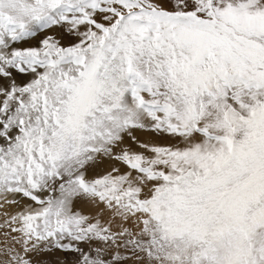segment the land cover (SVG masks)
Instances as JSON below:
<instances>
[{"label":"snow or ice","instance_id":"6c2138e0","mask_svg":"<svg viewBox=\"0 0 264 264\" xmlns=\"http://www.w3.org/2000/svg\"><path fill=\"white\" fill-rule=\"evenodd\" d=\"M0 264H264V0H0Z\"/></svg>","mask_w":264,"mask_h":264}]
</instances>
